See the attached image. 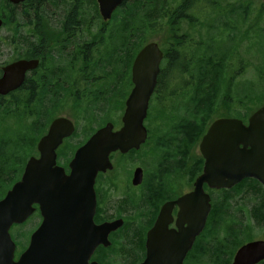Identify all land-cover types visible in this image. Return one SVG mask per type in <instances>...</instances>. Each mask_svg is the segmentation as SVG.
I'll use <instances>...</instances> for the list:
<instances>
[{
    "label": "flooded vegetation",
    "instance_id": "1",
    "mask_svg": "<svg viewBox=\"0 0 264 264\" xmlns=\"http://www.w3.org/2000/svg\"><path fill=\"white\" fill-rule=\"evenodd\" d=\"M0 19L3 20L0 30L7 28V34L0 40V48H10L16 54L0 67V78L6 66L21 60L37 61L34 68L25 71L18 85L7 93H0V127L4 128L3 123L10 122L12 132L7 140L0 137V151L2 143L7 145L5 150L12 151L6 163L12 166L8 170L2 167L0 173L1 201L22 180L30 159L42 157L40 143L59 118L71 121L75 127L74 132L64 137L56 148V165L70 175L71 162L77 150L87 144L99 129L109 123L113 124L114 131L123 127L126 101L135 84L132 73L126 91L123 72H93L94 61L111 62L119 70L123 59L112 55L114 48L107 43L109 35L105 32L110 29L108 25L96 26V31H103L104 35L100 34L94 40L92 0H24L19 4L6 0ZM188 22L186 19L178 26V35H167L170 40L165 49L159 43L164 56L144 121L148 131L146 142L139 149L112 152L113 168L100 171L95 180V222L124 221L121 228L110 234L112 244L115 237L121 235L122 228L129 222H136L138 252L131 264L145 261L148 233L156 225L166 204H173L167 217L170 220L167 230H178L177 221L182 211L180 204H199L200 196L194 197V193L206 163L201 144L211 125L221 118H238L248 125L252 114L262 107L248 116L236 115V81L246 72L247 51L232 46L225 59L228 62L223 67L222 86L212 91L221 99L217 106L210 105L206 109L205 78L197 71V59L188 57L189 53L183 48V45L194 47L199 42L195 37L198 30L194 31L198 27L190 26ZM177 39L181 42V51L172 48ZM173 51L178 53V57H171ZM226 76L231 79L226 80ZM244 89L248 91L247 84ZM78 111L86 114L79 122ZM17 152L21 153V159L15 157L11 161ZM138 169H141V176L140 183L136 184ZM245 180L232 188L221 189L204 183V193L210 196L212 205L230 204ZM204 198L202 194L200 203H204ZM39 204L33 203L35 209L26 221L14 224L10 229L11 233L14 228L30 223L37 225L25 240L17 237L15 240V232L11 234L16 243V261L29 249L33 233L44 220ZM108 204H116L111 215L106 213ZM203 233L196 238L183 264H189L190 258H203ZM111 246H98L90 261L107 264L109 257L106 254ZM195 249L196 256L192 254ZM200 262L203 264V259ZM125 263L126 259L122 264ZM259 264H264V261Z\"/></svg>",
    "mask_w": 264,
    "mask_h": 264
},
{
    "label": "water",
    "instance_id": "2",
    "mask_svg": "<svg viewBox=\"0 0 264 264\" xmlns=\"http://www.w3.org/2000/svg\"><path fill=\"white\" fill-rule=\"evenodd\" d=\"M19 4L24 0H11ZM105 21L125 0H97ZM264 2V0H262ZM3 20L0 19V27ZM164 53L156 41L146 44L137 54L132 76L135 84L126 101L124 125L114 131L109 123L81 146L71 162V174L56 165V148L74 132V124L64 118L53 122L40 143L42 157L31 158L22 180L0 201V264H100L90 261L98 246L109 247L110 234L124 225L122 219L97 224L95 180L100 171L113 168L110 154L117 150L139 149L148 137L144 124L149 100L154 92ZM37 61L21 60L4 67L0 93L18 85L26 70ZM19 80V81H18ZM18 81V82H17ZM17 82V83H16ZM206 163L196 183L194 197L199 204H180L178 230H167V217L173 204H166L149 231L147 257L142 264H183L196 238L204 231L212 210L210 196L203 184L212 188H232L245 179L264 186V105L252 114L246 125L238 118H221L209 128L201 144ZM141 169L136 172L140 183ZM204 194V203H200ZM40 203L44 220L33 233L29 249L16 261V243L10 229L22 224ZM264 261V240L242 245L232 264H259Z\"/></svg>",
    "mask_w": 264,
    "mask_h": 264
},
{
    "label": "trees",
    "instance_id": "3",
    "mask_svg": "<svg viewBox=\"0 0 264 264\" xmlns=\"http://www.w3.org/2000/svg\"><path fill=\"white\" fill-rule=\"evenodd\" d=\"M3 1L0 4V12L6 8V0ZM201 1L206 2V6L210 10L209 14L212 15L213 13L217 12L216 20L214 19L215 22L212 21L207 23L208 25H205V21H203V19L198 14L195 12H189L191 10L196 11L198 8V3ZM219 1L220 0H125L114 13L113 19L110 22H104L99 13L97 0H92L93 26L108 25L112 27L105 31L109 35L107 43H109L110 47L114 48V54L112 55L123 59V65L121 68H119L120 72H127L130 75L132 64L136 55L146 44L154 41L157 37H161L162 41L158 42L162 48L165 49L168 45V40H170L167 35L169 33L177 34L180 29L178 26L186 19H189L188 23L190 26H194L196 28L198 27V29H194V31L199 30V28H203L205 25V30L207 31L202 33L199 31V42L197 41L198 43H195L194 47L183 45V48L184 52L187 51L189 53L187 54L188 57L197 59V65L195 62L197 71H199L203 78H205L204 81L206 92L204 95V104L206 109H209L210 105L213 107L216 103L218 104L219 100L221 99L220 96L212 93V91H215L218 87L222 86L220 85V80L223 76V67L227 66L228 61L225 59H227L229 49L231 48V46L224 47L221 45V43L222 40H229L231 43L235 31L234 27L228 24V20L232 21V19H230L231 14L229 15L228 10L224 16H226V19H229L226 22L220 20L219 17L224 19V16L223 14L221 16L218 15V10H221ZM193 16L195 17L194 20ZM96 32L97 31L93 30L94 40H97L99 35L104 33L103 31ZM173 47L174 50L181 51V42L178 39L177 41L174 40V45L172 48ZM176 51H173L171 55L172 58L178 57V53ZM111 60L112 57L110 61ZM117 70V66H113L111 62L109 64H104L98 62L96 63V61H94L93 63L94 73H110L111 71L117 73ZM244 98V95L238 97L240 100L239 103L244 105ZM254 98L255 97H249V102L250 100L253 101ZM226 104H228V102H226ZM248 110L251 109L248 108ZM241 116L242 114H239V117ZM182 136L186 138L185 134ZM5 146L7 145H3L2 143V148L0 151V173L2 167H4V160L8 159L9 157V155H5ZM5 168L7 167H4L3 170H5ZM1 187L2 186L0 185V193L2 194ZM248 191H252L256 195L259 193V200L256 197L257 205H255L253 215L255 220L262 224L264 223V187L256 180L247 179L243 183V187L237 190V193H245ZM229 205L230 204H215L210 216V219L212 218V220L210 221L209 219V223L204 230L202 248L205 255L207 253L210 254L209 256H211L209 264H220V261L222 260L219 253H216L215 251V249L218 247L213 248L211 241L213 238L217 239V235L219 234L220 230H224L225 228L227 230L229 229L226 234L231 235L221 240L218 239V245L224 248L228 247L231 251H235L237 247L249 242V238L252 237L248 232V235L246 236L248 237V240L247 238L240 240V238L246 233V230L249 228V226L247 229L245 228V230L244 228H240L241 222H234L233 224H230L229 221L232 219L228 221L226 216H224L230 210ZM125 227L127 229H125ZM125 227L122 228L121 235H117L119 236L117 238L115 237L113 246H111L108 249L109 251H107L108 253L106 256L110 258V264H114V256H111L113 254L116 256L123 255L124 259H126L125 264H131L132 260L136 256V253L138 252L136 239H133V237L136 235V228L134 229L128 225ZM130 230H133L135 234L131 235L129 233ZM123 236L127 237V240L124 243L122 242L124 238L121 240ZM232 239H234L233 242ZM200 247L201 245L199 244V248ZM192 254L195 256L197 255L196 249L193 250ZM204 254L203 257L205 256ZM201 259H203L201 256H198L194 259L190 258L189 264H200ZM205 263H207V261H205Z\"/></svg>",
    "mask_w": 264,
    "mask_h": 264
},
{
    "label": "rangeland",
    "instance_id": "4",
    "mask_svg": "<svg viewBox=\"0 0 264 264\" xmlns=\"http://www.w3.org/2000/svg\"><path fill=\"white\" fill-rule=\"evenodd\" d=\"M3 0H0V4ZM4 2V1H3ZM220 9L218 10V15L221 16L223 14L226 15V11L228 10V13L230 15V19L232 21L228 20L229 18L226 19V16H224L221 21H227L228 24L234 27V35L231 43L229 40H222L221 45L224 47H229V46H236L242 50H246L247 54L245 55L246 60H247V69L246 72L243 73L242 76H239L238 81H236V88L237 91L235 92L236 97V115L239 117V114H247L250 115L255 108H259L264 104V2L262 0H220ZM50 9L53 7H49ZM196 14H198L203 21H205V25L207 23H210L216 20L217 17V12L213 13L212 15L209 14L210 10L206 6L205 1H201L198 3V8L195 11ZM209 14V15H208ZM215 22V21H214ZM205 25L203 28H199L198 36L197 33L195 34L196 38H199L200 32L207 31L205 30ZM208 25V24H207ZM234 25V26H233ZM112 28L111 26H109ZM207 27V26H206ZM97 27L95 26L93 30L96 31ZM231 29V27H230ZM200 31V32H199ZM7 34V28H2L0 30V40ZM226 39V38H225ZM154 41H159L161 42L162 39L161 37L155 38ZM110 48V47H109ZM21 50V49H20ZM16 56L14 55L12 50L7 47H1L0 48V67L3 66L9 59L12 57ZM117 72H120V69L117 70ZM132 73V69H131ZM125 88L127 91V83L129 80V73L125 72ZM226 80H230L231 78L229 76L225 77ZM222 79V77H221ZM247 84L248 91L244 89ZM244 95V105L239 103L238 97ZM249 97H255L253 101L250 100L249 102ZM248 103V104H247ZM218 104L216 103L214 106H217ZM243 105V106H242ZM251 109V110H248ZM255 109V110H256ZM85 113L79 112L77 113V120L78 122L81 121L85 117ZM4 128L0 127V137H4L5 140L9 139L12 135V132L10 130V122H5L3 123ZM1 147V145H0ZM11 150H6L5 155H11L12 151ZM22 152V149H21ZM15 157H18L21 159V153L17 152L13 155L12 160H14ZM7 160H4V167L6 170H8L11 165H6ZM2 161V160H1ZM9 161V160H8ZM10 161V163H12ZM255 193L252 191L248 192H241L237 193L235 195V199L230 202L229 205V211L226 213V218L229 221L232 219L230 224H233L234 222H241L240 223V228H246L249 226V228L246 230V233L240 238V240L247 238L248 232L251 234L252 237L249 238L250 240H257V239H264V223L260 224L255 220V217L253 215L255 205H257L256 197L258 198ZM259 200V198H258ZM116 204H108V209H107V214L111 215L114 210L113 206ZM215 206V204H213ZM230 213V214H229ZM212 218L210 219V221ZM135 223V224H134ZM129 222L128 226L133 227L134 229L136 228V222ZM37 225L35 223H30L25 227L22 228H14L13 232L14 233V239L16 240V237L19 238V240H25L28 233L30 231H33ZM229 230V229H228ZM228 230L225 228L224 230H220L219 234L217 235V239H211L213 248L218 247L215 249L216 253H219L221 256L222 260L220 261V264H231L233 257L235 255V252L239 247L236 248L235 251H231L228 247L224 248L218 245L217 240L218 239H223L225 237H229L231 234H226ZM131 235L134 234L133 230H130L129 232ZM134 236V235H133ZM233 237V234H232ZM124 238V239H123ZM135 236L133 237V239ZM123 239V240H122ZM18 240V241H19ZM122 242L124 243L127 240L126 236H123L121 238ZM246 240V241H247ZM234 239H232V242ZM231 242V243H232ZM21 242L19 241V244ZM114 244V243H113ZM112 244V246H113ZM209 253V252H208ZM118 254V253H117ZM205 255V254H204ZM210 254H207L203 257L204 264H209L210 263ZM113 257L114 264H122L124 257L123 255L121 256H116L115 254L111 255ZM107 264H110V258L106 259ZM112 261V262H113ZM207 261V263H205Z\"/></svg>",
    "mask_w": 264,
    "mask_h": 264
}]
</instances>
